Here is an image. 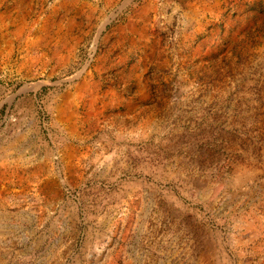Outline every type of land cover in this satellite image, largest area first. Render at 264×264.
<instances>
[{"label":"rangeland","instance_id":"rangeland-1","mask_svg":"<svg viewBox=\"0 0 264 264\" xmlns=\"http://www.w3.org/2000/svg\"><path fill=\"white\" fill-rule=\"evenodd\" d=\"M5 11L0 264H264V0Z\"/></svg>","mask_w":264,"mask_h":264},{"label":"bare ground","instance_id":"bare-ground-1","mask_svg":"<svg viewBox=\"0 0 264 264\" xmlns=\"http://www.w3.org/2000/svg\"><path fill=\"white\" fill-rule=\"evenodd\" d=\"M4 0H0V5ZM25 4V0H13V6L16 8H23ZM8 17V11H5L1 16H0V21H4ZM3 24V23H2ZM1 28V27H0ZM4 29V28H3ZM2 32V31H1ZM5 33H2V36H5ZM5 38V37H4ZM6 39V38H5ZM6 41V40H5ZM1 45V43H0Z\"/></svg>","mask_w":264,"mask_h":264}]
</instances>
